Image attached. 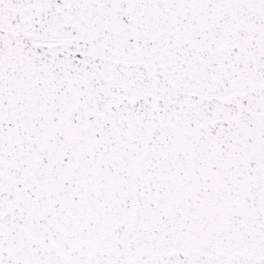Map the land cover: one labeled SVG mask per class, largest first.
I'll use <instances>...</instances> for the list:
<instances>
[{
    "label": "snow or ice",
    "instance_id": "1",
    "mask_svg": "<svg viewBox=\"0 0 264 264\" xmlns=\"http://www.w3.org/2000/svg\"><path fill=\"white\" fill-rule=\"evenodd\" d=\"M0 264H264V0H0Z\"/></svg>",
    "mask_w": 264,
    "mask_h": 264
}]
</instances>
